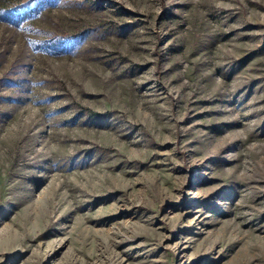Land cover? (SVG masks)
Listing matches in <instances>:
<instances>
[{"label": "rangeland", "instance_id": "rangeland-1", "mask_svg": "<svg viewBox=\"0 0 264 264\" xmlns=\"http://www.w3.org/2000/svg\"><path fill=\"white\" fill-rule=\"evenodd\" d=\"M0 264H264V0H0Z\"/></svg>", "mask_w": 264, "mask_h": 264}]
</instances>
